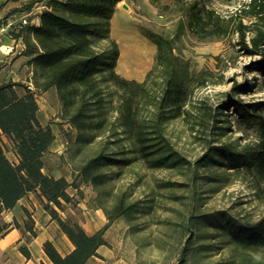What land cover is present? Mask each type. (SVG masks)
Listing matches in <instances>:
<instances>
[{
	"label": "trees",
	"instance_id": "1",
	"mask_svg": "<svg viewBox=\"0 0 264 264\" xmlns=\"http://www.w3.org/2000/svg\"><path fill=\"white\" fill-rule=\"evenodd\" d=\"M44 0H29L20 9H31ZM124 0H47L41 10L40 24H26L12 38L22 39L27 63L33 68L30 79L36 91L56 87L60 98L61 123H69L76 130L70 137L69 152L74 166L72 180L65 176L56 178L44 171V156L55 141L51 125L41 124L39 103L35 91L26 86L21 95L20 81L0 82V203L12 209L31 191H39L44 207L48 209L75 248L63 255L51 241L44 245L54 264H89L98 248L108 244L105 232L119 218L129 221V233L140 232L141 217L154 214L152 204L131 198L132 193L119 187L116 193L111 183L134 164L151 169H172L186 166L187 159L176 149L166 134V124L171 118L189 112L186 104L191 91L187 78L180 73L173 50V38L148 34L156 42L158 55L156 67L163 69L159 91L152 92L149 75L144 81L126 79L117 71L121 51L111 37V17L118 3ZM184 8L186 21L195 35L202 39L223 37L231 24L239 34V44L254 56L259 55V69L264 76V0H249L243 5L238 20L226 18L204 0H178ZM3 4V3H2ZM248 17L251 23H245ZM156 69V68H155ZM236 94L248 91L247 84H234ZM144 101L150 112L141 113ZM202 122L218 128L227 135L231 129L230 113L234 108L239 122H247L257 129L254 143L243 148L210 141L208 150L197 160L201 165H219L226 170L244 169L255 183L256 196L264 202V101L246 102L233 96L227 99L222 110L206 106ZM225 115L229 126L218 125ZM11 139L20 155L19 163L10 160L1 134ZM175 181H165L164 187H173ZM91 185L96 196L92 207L104 209L107 223L94 233H87L79 222L71 223L62 217L65 204H74L76 196L68 192L74 187L84 197L83 186ZM179 226V233L167 246L164 264H197L193 261L211 244L196 245L202 227L225 234L237 251L230 264H264V213L255 222L225 210L188 214ZM169 225L172 224V221ZM7 225H0V234ZM141 235L136 237L140 251ZM160 245V244H159ZM163 245V244H162ZM261 254V255H260ZM141 264H156L139 262ZM220 264V263H217Z\"/></svg>",
	"mask_w": 264,
	"mask_h": 264
},
{
	"label": "rangeland",
	"instance_id": "2",
	"mask_svg": "<svg viewBox=\"0 0 264 264\" xmlns=\"http://www.w3.org/2000/svg\"><path fill=\"white\" fill-rule=\"evenodd\" d=\"M29 0H0L2 8L0 18L28 16L30 19L38 15V11L44 9L40 6L47 0L40 1L31 9L20 10ZM249 0H204L208 6H212L223 17L238 20L242 13L244 3ZM3 3V4H2ZM125 4L127 6H125ZM245 23H251L248 17L243 18ZM111 37H113L121 51L117 71L126 79H134L142 82L149 75V86L152 92L159 91L163 81L162 67H156L158 47L148 34H160L167 38H173V50L180 73L187 78L190 87V97L186 104L189 112L184 116L171 118L166 124V134L172 139L176 149L187 159L186 166L172 169H151L138 164L133 168L125 169L124 173L112 180L114 193L119 187L132 193L131 198L141 200L142 203L152 204L154 214L146 215L137 221L143 223V229L137 233H129L130 223L125 218H119L115 222L119 226L120 233L127 227L126 238L133 243V249L137 262H152L164 264L170 252L167 245L177 238L179 226L184 222V217L190 214H200L218 209L231 212L242 217L247 222H255L264 213V202L256 196L254 181L244 169H229L219 165H201L198 159L209 149L208 145L215 140L217 144L231 143L233 146L243 148L246 143H254L258 132L256 127L247 122H239L233 107L224 110L229 112L232 123H227L225 115H218V125L226 128L227 135L221 134L218 128H212L202 122L206 106L212 110H222L221 107L228 98L236 96L246 102L264 101V76L259 69V55L251 56L239 44V34L234 31L235 24H231L229 31L223 37L213 36L202 39L191 30L184 8L178 0H124L117 4L116 11L111 17ZM126 32L141 37L152 48V54L148 63L142 67L141 72H129L125 65L126 39L121 36ZM125 52V51H124ZM122 58V59H121ZM3 67L0 64V71ZM156 68V69H155ZM23 69L21 68L20 71ZM7 76V71H2L0 79ZM23 85L17 86L23 90L28 84L19 80ZM234 84H247L248 91L239 95L232 89ZM42 108V120H48L58 134L57 151L51 152L47 158V166L54 167L61 162L60 171L67 173L69 179L73 178L74 166L69 152L70 137L76 130L69 123H61L59 113L60 106L55 105L49 97L39 96ZM51 104L52 109H47ZM141 113L147 115L150 107L141 102ZM9 151V147L5 144ZM60 151L62 154L60 155ZM72 174V175H71ZM165 181H175L173 187H164ZM73 193L74 187L70 188ZM84 197L76 191L74 204H65L75 210L82 219L85 211L98 209L90 203L96 196L91 185L83 186ZM80 202L81 205L77 203ZM104 211V209H101ZM105 212V211H104ZM64 218L71 223L76 222L75 215L69 209L65 211ZM77 214V215H78ZM98 220L97 216L94 215ZM107 217V216H106ZM172 221V224L169 225ZM201 238L196 245L211 244V249H203L193 261L197 264H230L232 255L238 250L229 241V238L209 227H202ZM141 235L142 245L140 251L136 246V237ZM160 244V245H159ZM163 244V245H162ZM166 244V246H164ZM261 255V254H260ZM141 264V263H140Z\"/></svg>",
	"mask_w": 264,
	"mask_h": 264
},
{
	"label": "crops",
	"instance_id": "3",
	"mask_svg": "<svg viewBox=\"0 0 264 264\" xmlns=\"http://www.w3.org/2000/svg\"><path fill=\"white\" fill-rule=\"evenodd\" d=\"M1 10L0 6V13H2ZM37 13L38 15L31 18V24H40L41 10ZM1 44L4 47L0 46V64L3 65L0 75L2 71H7V76L4 79H0V82L9 80L19 81L22 78V81L26 82L27 86L35 91V95L38 98L41 124L52 126L53 124H50L48 120H42L43 110L39 96H43V98L50 97L55 105L59 106L60 98L57 95L56 87H51L42 92L36 91L33 82L30 81L33 75V68L27 63L28 56L24 54L25 44L22 39L5 36ZM7 50L10 51L8 52ZM21 68L23 69L22 71H20ZM19 93L24 95L26 93V86L23 90H19ZM46 108L51 110V104H48ZM53 131L56 139L48 153L44 156V171L54 175L56 178L65 176L68 180H72L69 179L67 173L60 171V166H64L61 165V162L54 167L47 166V158L51 152L57 151L56 147L59 140L58 134L54 129ZM1 139L4 147L5 144L9 147V151L6 148L5 150L10 160L15 164L19 163L20 155L17 153L14 142L4 133L1 134ZM61 154L62 152L60 151ZM70 188H68V192L76 196V188H74L75 191L73 193L70 191ZM77 204L81 205L80 202ZM69 209L75 215V221L79 222L88 234L96 232L107 223L106 214L101 209H95L93 210L94 212L84 210L81 219L75 210L66 206L64 210H60L63 218L66 216L65 211ZM94 215L97 216L98 220L95 219ZM0 225H7L4 232L0 234V264H54L48 253L44 250V245L48 240L63 255L71 253L75 248L61 224L52 218L48 209H45L43 197L39 191L29 192L12 209L2 208L0 203ZM120 229L119 226L113 223L106 230L105 236L108 244H103L98 248L99 255L92 256L89 264H140L136 260L133 243L128 241L126 235H124L127 227L124 228L123 233H120Z\"/></svg>",
	"mask_w": 264,
	"mask_h": 264
},
{
	"label": "bare ground",
	"instance_id": "4",
	"mask_svg": "<svg viewBox=\"0 0 264 264\" xmlns=\"http://www.w3.org/2000/svg\"><path fill=\"white\" fill-rule=\"evenodd\" d=\"M121 36L126 39L125 52L122 53V58L125 55V65L131 73L141 72L142 67L148 63L151 57L152 48L141 37L139 38L127 32L123 34L122 29Z\"/></svg>",
	"mask_w": 264,
	"mask_h": 264
},
{
	"label": "built area",
	"instance_id": "5",
	"mask_svg": "<svg viewBox=\"0 0 264 264\" xmlns=\"http://www.w3.org/2000/svg\"><path fill=\"white\" fill-rule=\"evenodd\" d=\"M41 8H47L46 3H42ZM31 23V19L28 16L18 18L17 16H9L7 18L0 19V46L4 47L1 42L5 36L12 37L14 32H18L23 26ZM5 50V49H4ZM8 52L10 50H7Z\"/></svg>",
	"mask_w": 264,
	"mask_h": 264
},
{
	"label": "water",
	"instance_id": "6",
	"mask_svg": "<svg viewBox=\"0 0 264 264\" xmlns=\"http://www.w3.org/2000/svg\"><path fill=\"white\" fill-rule=\"evenodd\" d=\"M125 6H127V5L125 4Z\"/></svg>",
	"mask_w": 264,
	"mask_h": 264
}]
</instances>
